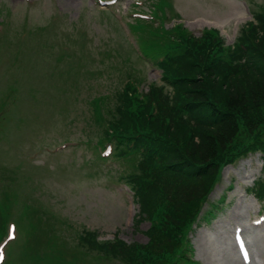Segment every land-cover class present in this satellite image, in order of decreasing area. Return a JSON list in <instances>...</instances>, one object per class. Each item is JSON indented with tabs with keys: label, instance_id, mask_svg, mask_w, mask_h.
Segmentation results:
<instances>
[{
	"label": "rangeland",
	"instance_id": "rangeland-1",
	"mask_svg": "<svg viewBox=\"0 0 264 264\" xmlns=\"http://www.w3.org/2000/svg\"><path fill=\"white\" fill-rule=\"evenodd\" d=\"M107 1L0 0V177L15 200L8 220L18 224L32 197L66 222L58 226L57 244H67L58 252L46 249V236L33 239L30 223L26 239L20 226L11 225L17 240L4 245L8 264H121L78 246L84 230L97 231L99 240L146 242L148 223L134 229L137 206L121 179L134 171L135 159L110 157L105 143H97L101 104L109 119L128 73L143 91L160 83L155 60L141 56L147 46L137 37L138 18L153 19L160 28L166 16V28L182 23L194 34L216 28L232 44L264 3L167 0L171 5L164 9L149 0ZM261 166L254 155L223 169L204 206H216L214 217L202 219L189 236L193 260L264 264V205L249 193ZM256 220L262 225L253 226ZM233 223L245 228L240 243L233 239ZM30 248H37V257Z\"/></svg>",
	"mask_w": 264,
	"mask_h": 264
},
{
	"label": "trees",
	"instance_id": "trees-1",
	"mask_svg": "<svg viewBox=\"0 0 264 264\" xmlns=\"http://www.w3.org/2000/svg\"><path fill=\"white\" fill-rule=\"evenodd\" d=\"M147 35L148 55H163L161 84L149 85L140 96L126 83L111 117L99 113L97 143L111 142L116 158L135 159L134 171L124 178L139 207L134 225L149 223L148 241H101L84 230L78 246L121 264H175L185 258L188 233L222 168L250 151L264 156V4L230 46L213 29L196 37L178 25L149 28ZM256 185L255 193L264 196V179ZM14 202L6 185L0 239ZM23 210L18 224L25 236L30 223L33 239L46 236L50 250L67 249L57 244L61 236L51 215L30 202Z\"/></svg>",
	"mask_w": 264,
	"mask_h": 264
}]
</instances>
